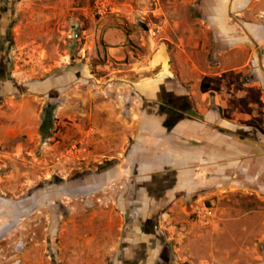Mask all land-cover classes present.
Listing matches in <instances>:
<instances>
[{"label": "rangeland", "instance_id": "rangeland-1", "mask_svg": "<svg viewBox=\"0 0 264 264\" xmlns=\"http://www.w3.org/2000/svg\"><path fill=\"white\" fill-rule=\"evenodd\" d=\"M99 2L106 8L103 17L95 13ZM179 2L0 0V264L118 263V239L108 254V146L94 144L95 134L88 144L84 140L89 129L104 124L106 115L95 111L108 106L113 87L116 94L123 88L125 103H131L130 84L150 73L129 72L137 64L128 53L146 58V50L138 49L144 29L155 39L152 32L163 20L155 13L167 14ZM188 7L196 13L199 0ZM257 19L264 22V16ZM109 21L134 36L123 61L108 56ZM43 116L51 124L41 135ZM72 149L76 158L67 154ZM223 202H201L213 218L198 225L210 233L219 217L236 219L215 230L223 236L196 239L205 232L197 227L178 241L162 239L159 258L166 264H205L208 250L235 249L233 258L264 264V244L245 236L240 245L235 241L242 228L259 231L264 207L247 204L228 212Z\"/></svg>", "mask_w": 264, "mask_h": 264}, {"label": "crops", "instance_id": "crops-1", "mask_svg": "<svg viewBox=\"0 0 264 264\" xmlns=\"http://www.w3.org/2000/svg\"><path fill=\"white\" fill-rule=\"evenodd\" d=\"M178 4L155 13L163 18L155 39L144 29L138 49L146 58L128 53L137 64L129 72L150 73L130 84L131 103L113 87L108 106L95 111L106 115L104 124L84 140L95 134L94 144L108 146V254L118 239L117 264H155L132 256L149 257L162 239L180 240L208 225L192 214L203 201L223 200L228 212L264 207V22L257 21L264 0H199L196 13L191 0ZM109 23L108 56L123 61L134 36ZM231 221L219 217L196 239L223 236L216 231ZM261 225L251 235L242 228L237 244L244 236L264 244ZM206 254L205 264L244 261L233 258L235 249Z\"/></svg>", "mask_w": 264, "mask_h": 264}, {"label": "built area", "instance_id": "built-area-1", "mask_svg": "<svg viewBox=\"0 0 264 264\" xmlns=\"http://www.w3.org/2000/svg\"><path fill=\"white\" fill-rule=\"evenodd\" d=\"M108 11L112 12V10L109 7H108ZM95 13L97 16L103 17L106 13V8L99 2L98 5L96 4ZM74 150L75 149L70 150L67 154H70L69 156H73L74 158H76L77 152ZM192 214H193L194 220L202 224H207V222L213 218L212 210L204 206L195 208Z\"/></svg>", "mask_w": 264, "mask_h": 264}, {"label": "flooded vegetation", "instance_id": "flooded-vegetation-1", "mask_svg": "<svg viewBox=\"0 0 264 264\" xmlns=\"http://www.w3.org/2000/svg\"><path fill=\"white\" fill-rule=\"evenodd\" d=\"M160 253H161V249H160V251L158 253L155 252V253L151 254L149 257L148 256L145 257V256H142L141 254H138V255H133L132 258L133 259H136L138 262H141L142 261L143 263H146V262L152 261V262L156 263L155 260H164V257H162V256H161V259L159 258L160 257ZM161 264H166L165 263V260Z\"/></svg>", "mask_w": 264, "mask_h": 264}, {"label": "trees", "instance_id": "trees-1", "mask_svg": "<svg viewBox=\"0 0 264 264\" xmlns=\"http://www.w3.org/2000/svg\"><path fill=\"white\" fill-rule=\"evenodd\" d=\"M50 124H51V121L48 118L43 116V119L41 120V124H40L41 135H43V132L46 133L47 131H49ZM47 137H48V135H47ZM45 140H46V138H45Z\"/></svg>", "mask_w": 264, "mask_h": 264}]
</instances>
